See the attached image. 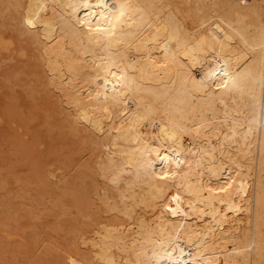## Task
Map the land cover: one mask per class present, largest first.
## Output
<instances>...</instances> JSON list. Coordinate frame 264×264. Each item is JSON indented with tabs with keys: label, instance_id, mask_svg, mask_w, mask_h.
<instances>
[{
	"label": "bare ground",
	"instance_id": "1",
	"mask_svg": "<svg viewBox=\"0 0 264 264\" xmlns=\"http://www.w3.org/2000/svg\"><path fill=\"white\" fill-rule=\"evenodd\" d=\"M8 49L29 170L85 187L57 264H264V0H0Z\"/></svg>",
	"mask_w": 264,
	"mask_h": 264
},
{
	"label": "rangeland",
	"instance_id": "2",
	"mask_svg": "<svg viewBox=\"0 0 264 264\" xmlns=\"http://www.w3.org/2000/svg\"><path fill=\"white\" fill-rule=\"evenodd\" d=\"M12 50H1L2 52H0V109H2L0 110V114L2 115L0 123H4L0 125V223L3 224V226L0 224V264H57L58 261L65 262L70 254L73 253L72 242L75 237V232L71 230V227L76 228L80 224V218L75 213V206L60 196V192L63 190L65 191L66 187H58L55 184L54 186L53 184H42L38 181L36 173L31 169L29 170L30 164H28V160H30V158L32 159L34 157L40 160L44 156L51 157L53 154L47 149L43 151L42 149L44 147L42 145H34V147L32 145L35 150L33 151L32 149V153H30V145L29 147L26 146L30 139V123L33 124L34 127H37L40 119L36 117L32 120L29 119L30 110L37 113L38 109L35 105L31 104L30 92L28 91L30 86L28 77L26 75L20 76V79L17 80L16 83H14L13 80H9L13 71L19 70L20 67H24L26 63L25 58H27L26 55L18 56L15 50ZM6 57H8V59ZM3 64L5 65L3 66ZM9 100L11 102H9ZM8 102L10 103L9 105ZM4 120L6 122L9 121L10 125ZM12 129H18L17 131L19 132H15ZM2 132L4 133L2 134ZM20 132H22L23 135H21ZM12 135L14 136L9 137ZM18 136H20L19 139L17 138ZM19 141L23 142L21 143L22 146H20L21 144ZM12 142L13 144L14 142L16 143L15 145L19 150H17V147H15L16 149L13 148L15 145L13 146ZM24 144H26L27 153H30L31 156L26 155L27 157H25L27 153L26 151L23 152L25 149L23 147ZM11 149H15L16 151ZM48 152H50V154H48ZM22 154H24V156ZM31 172H34L35 175ZM78 186L74 184L72 186L69 185L67 189L73 191L75 188V191H82V189L85 188L83 185ZM71 187L73 188L71 189ZM62 206L66 207H64V209H67L68 213H63ZM62 213L63 215H61ZM71 218L73 220H71ZM1 230L9 232L13 230V233H18L23 240L18 238V235H15L13 237L14 241L7 245V242L3 239L4 232ZM67 230L69 231L67 232ZM23 244L30 245L29 253L19 251L21 248L17 247H22L23 249L27 247ZM19 252H21V254H19ZM18 255L20 256L18 257ZM43 259L45 261H43ZM46 261L48 262L46 263Z\"/></svg>",
	"mask_w": 264,
	"mask_h": 264
}]
</instances>
